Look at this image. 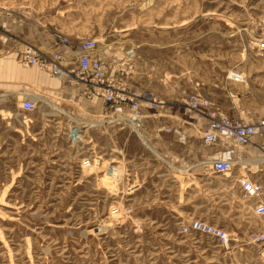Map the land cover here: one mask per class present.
<instances>
[{
	"label": "rangeland",
	"instance_id": "1",
	"mask_svg": "<svg viewBox=\"0 0 264 264\" xmlns=\"http://www.w3.org/2000/svg\"><path fill=\"white\" fill-rule=\"evenodd\" d=\"M57 36L73 47L95 38L108 59L132 50L127 82L145 95L143 120L164 113L150 97L190 119V94L229 117L264 119V0H0V58L33 70L19 64V50L48 49ZM25 98L37 102L33 111L21 109ZM67 116L82 122L79 139L67 136ZM119 118L76 89L54 97L31 83L15 93L0 84V264H264L246 243L263 229L256 214L245 234L229 220L227 247L181 232L191 218L243 217L249 201H237L234 188L228 206L211 197L220 182L195 188L189 168L180 176L140 162L137 151L153 141L145 121ZM191 132L180 162L159 157L175 168L201 161L204 174H215L212 144Z\"/></svg>",
	"mask_w": 264,
	"mask_h": 264
},
{
	"label": "built area",
	"instance_id": "2",
	"mask_svg": "<svg viewBox=\"0 0 264 264\" xmlns=\"http://www.w3.org/2000/svg\"><path fill=\"white\" fill-rule=\"evenodd\" d=\"M57 37L56 46L45 50L31 45L24 46L17 54V61L24 67L39 69L76 89L86 101L100 99L111 113L120 115V121L130 126H141L144 118L141 98L145 95L127 82L128 77L135 73L132 50L124 51L117 59H105L95 38H83L73 47L67 37ZM36 105L33 98H25L21 102V109L33 111ZM186 105L190 111L208 119L202 134V139L207 144L222 141L239 147L246 146L254 135L264 132V119L257 118L255 122L249 123L240 118L229 117L214 108L207 98L190 94ZM149 106H156L151 97ZM67 117V136L72 140L79 139L82 122ZM235 164L232 159L219 155L209 160V167L216 173H230ZM238 181L243 197L253 202V212L264 218V201L261 199L263 187L248 176H240ZM181 232L188 235L204 234L223 247H227L233 240L224 228L200 218H191L181 226ZM246 243L258 256L264 258V226L261 230L250 232Z\"/></svg>",
	"mask_w": 264,
	"mask_h": 264
},
{
	"label": "crops",
	"instance_id": "3",
	"mask_svg": "<svg viewBox=\"0 0 264 264\" xmlns=\"http://www.w3.org/2000/svg\"><path fill=\"white\" fill-rule=\"evenodd\" d=\"M55 46V42H52L50 45H48V47L50 48ZM101 52L102 56L105 59H108V57L104 55L105 53L102 50ZM27 83L34 84L39 92L48 96L57 97L59 95H62L63 93H68V91H74V88H70L63 82L49 76L39 69H23L14 60H12L10 54L0 58V84H2L4 88H6L10 92L15 93L16 90H18L20 87L26 86ZM158 103L155 101V107L163 109L164 113H152L143 120V123L145 121L146 124V136L151 138V140L153 141L150 143L151 146L139 148V151H137L136 154L138 155L137 159L140 162H153L154 164L163 167L169 165L168 168H172V175L178 174L180 176H183L180 172H186V170H188L189 168L191 170L189 173V177L195 179L191 180L190 183H195L193 184L195 188L197 186V183H200V185L203 186L206 184L209 185L210 183L214 182H220L221 184H218L217 190L212 189L211 197H223L228 206H231L232 203H234L233 189L236 188V195L238 197L237 201H241L242 203L243 199L249 201L250 205L248 210L245 212V215L242 217L237 214H233V216L231 217L228 214L226 215L227 221H219V216H210L209 218H205V221L224 228L228 233L235 231L231 229L234 228V224H236L237 222V225L241 226L242 228L239 230V232L245 234L247 231L252 229V215L255 213L253 212V202L245 198L242 199V191L238 179L240 176H248L251 180L258 182L262 187H264V132L254 135L250 143L246 146L239 147L234 145L233 143H225L222 141H218L217 143L212 144L210 148L211 156L219 155L225 159L229 158L236 162L233 171H231L230 173L214 174L209 172L207 174H204L202 171L203 164L201 163V161L193 163L188 167L184 165V168H175L164 161L163 158L159 157L158 154H162L163 157L167 158L169 161L171 160L174 162H180L182 157L184 156L185 149L183 143L184 140L187 139V134L191 135V130L193 129L203 134L202 129L205 128L208 119L206 117L199 116L196 113L191 116L190 119L180 113L167 114L168 106L159 105ZM158 136L159 138L162 137L164 140L162 145L158 141H156V139H159L156 138ZM147 153H150L153 156L144 157ZM197 154H199V157L201 158V154L196 152L195 155L197 156ZM162 162L164 164H162ZM174 169L178 171H174ZM194 174H197V176ZM161 175L167 178L169 177L167 172H163ZM213 178H215L216 180H213ZM163 179L165 180L166 178ZM261 199L264 201V190ZM199 206L200 205L195 204L196 208ZM234 210L236 209L233 207L232 211ZM231 218H234L237 221L230 222L229 220H231Z\"/></svg>",
	"mask_w": 264,
	"mask_h": 264
},
{
	"label": "water",
	"instance_id": "4",
	"mask_svg": "<svg viewBox=\"0 0 264 264\" xmlns=\"http://www.w3.org/2000/svg\"><path fill=\"white\" fill-rule=\"evenodd\" d=\"M232 75H233V76H235V77H237V75H236V74H234V73H232Z\"/></svg>",
	"mask_w": 264,
	"mask_h": 264
},
{
	"label": "bare ground",
	"instance_id": "5",
	"mask_svg": "<svg viewBox=\"0 0 264 264\" xmlns=\"http://www.w3.org/2000/svg\"><path fill=\"white\" fill-rule=\"evenodd\" d=\"M223 174H227V172L223 173Z\"/></svg>",
	"mask_w": 264,
	"mask_h": 264
}]
</instances>
